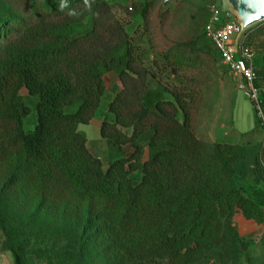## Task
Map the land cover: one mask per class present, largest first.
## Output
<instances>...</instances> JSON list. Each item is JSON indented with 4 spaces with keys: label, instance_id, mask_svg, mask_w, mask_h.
<instances>
[{
    "label": "rangeland",
    "instance_id": "1",
    "mask_svg": "<svg viewBox=\"0 0 264 264\" xmlns=\"http://www.w3.org/2000/svg\"><path fill=\"white\" fill-rule=\"evenodd\" d=\"M107 1L147 69L143 104L153 108L158 100L174 102L179 125L188 113V129L200 156L199 169L192 165L190 184L223 197L194 204L174 221L147 208L130 235L121 238L114 233L120 215L116 203L95 202L88 212L87 203L76 199L66 184L43 191L14 147L0 157V190L11 175L15 177L0 194V264H140L151 259L157 264H264L263 120L204 33L213 6L224 0ZM250 30L248 45L255 69H261L264 22ZM105 82L93 120L80 124L79 130L107 170L110 157L101 124L115 121L109 106L122 83L114 72L106 74ZM259 84L264 97V77ZM20 93L32 108L25 119L29 131L35 123V99L26 89ZM9 128L0 125V138ZM175 139L183 143L180 130ZM140 144L144 162L150 152L146 142ZM134 149L132 143L124 145L122 157ZM215 152H223L227 168ZM142 176L133 173V183ZM243 201L257 208L249 206L245 212Z\"/></svg>",
    "mask_w": 264,
    "mask_h": 264
},
{
    "label": "trees",
    "instance_id": "2",
    "mask_svg": "<svg viewBox=\"0 0 264 264\" xmlns=\"http://www.w3.org/2000/svg\"><path fill=\"white\" fill-rule=\"evenodd\" d=\"M58 4L59 0H0V125L10 127L0 138V157L18 147L43 191L66 184L76 199L87 203L88 212L95 202L116 203L120 215L114 233L121 238L130 235L147 208L174 221L194 204L219 201L222 193L212 195L190 184L192 165L199 169L200 156L188 129V113L179 125L174 102L158 100L153 108L143 104L148 72L109 2L91 0L89 11L83 0H69V7L80 13L77 17H69L68 9L59 11ZM251 33L245 35L247 44ZM255 71L260 88L264 68ZM109 72L118 76L122 88L109 106L115 121L101 124L110 157L104 170L87 148L79 125L93 120ZM22 89L35 99V123L29 131L24 129L25 119L32 108ZM177 130L184 135L181 145L175 139ZM140 142H146L150 152L144 162ZM128 143L135 149L122 157ZM222 153L215 152V158L225 169ZM135 172L143 174L138 184L131 178ZM14 179L8 178L0 194ZM240 205L245 212L249 206L257 208L248 201ZM139 263L157 264L153 259Z\"/></svg>",
    "mask_w": 264,
    "mask_h": 264
},
{
    "label": "built area",
    "instance_id": "3",
    "mask_svg": "<svg viewBox=\"0 0 264 264\" xmlns=\"http://www.w3.org/2000/svg\"><path fill=\"white\" fill-rule=\"evenodd\" d=\"M240 32L241 25L233 12L225 9L223 4L213 6L204 26V33L230 74L240 80V89L254 103L255 110L264 124V97L256 85L254 52L245 42L246 34L240 37Z\"/></svg>",
    "mask_w": 264,
    "mask_h": 264
},
{
    "label": "water",
    "instance_id": "4",
    "mask_svg": "<svg viewBox=\"0 0 264 264\" xmlns=\"http://www.w3.org/2000/svg\"><path fill=\"white\" fill-rule=\"evenodd\" d=\"M223 5L237 16L241 25L240 37L264 22V0H224Z\"/></svg>",
    "mask_w": 264,
    "mask_h": 264
},
{
    "label": "clouds",
    "instance_id": "5",
    "mask_svg": "<svg viewBox=\"0 0 264 264\" xmlns=\"http://www.w3.org/2000/svg\"><path fill=\"white\" fill-rule=\"evenodd\" d=\"M84 5L90 11L91 10V0H83ZM65 9H68L67 15L69 17H77L80 15L75 9L69 7V0H59L58 10L63 12Z\"/></svg>",
    "mask_w": 264,
    "mask_h": 264
}]
</instances>
